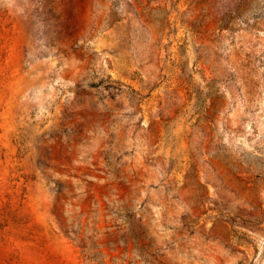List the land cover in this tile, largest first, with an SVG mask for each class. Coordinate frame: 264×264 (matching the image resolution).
Instances as JSON below:
<instances>
[{
	"label": "rangeland",
	"instance_id": "obj_1",
	"mask_svg": "<svg viewBox=\"0 0 264 264\" xmlns=\"http://www.w3.org/2000/svg\"><path fill=\"white\" fill-rule=\"evenodd\" d=\"M0 264H264V0H0Z\"/></svg>",
	"mask_w": 264,
	"mask_h": 264
}]
</instances>
